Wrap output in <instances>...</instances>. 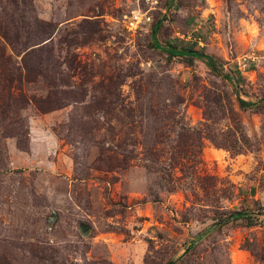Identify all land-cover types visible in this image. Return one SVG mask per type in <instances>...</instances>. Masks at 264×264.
<instances>
[{
    "label": "rangeland",
    "instance_id": "374dc122",
    "mask_svg": "<svg viewBox=\"0 0 264 264\" xmlns=\"http://www.w3.org/2000/svg\"><path fill=\"white\" fill-rule=\"evenodd\" d=\"M5 101L0 264H264V0H0Z\"/></svg>",
    "mask_w": 264,
    "mask_h": 264
},
{
    "label": "trees",
    "instance_id": "16d2710c",
    "mask_svg": "<svg viewBox=\"0 0 264 264\" xmlns=\"http://www.w3.org/2000/svg\"><path fill=\"white\" fill-rule=\"evenodd\" d=\"M159 25H160V22H158V23H156L154 25V30H153L152 35L155 34V31L159 27ZM12 42L15 43V41H12ZM163 48L167 52L169 57L177 55V56H183V57H187V58H203L205 60V62L207 63V65L210 66L211 69L215 73L220 74V72H221V69H220V67L218 65V62L215 59V57H213L211 55L204 54L203 52L198 51V50H193L192 47H184L182 45H178L175 42L172 43V42L166 41L165 42V46ZM1 55L4 56V54H1ZM8 62L10 63V61H8ZM3 63L7 64V62H5V60H1V64H3ZM4 68L6 69L5 66H4ZM17 69H19V68H17ZM9 72L12 75L14 73L12 70H9ZM31 74H32V72L30 70L27 73V75H31ZM19 75H20V72H18L16 74V76H19ZM20 79L21 78L18 79L19 83L21 82ZM22 102H26V101H22ZM46 102H48V101H44V102L40 101V102H38L37 106L43 107L45 109V103ZM56 103H57V101H56ZM257 104L258 103H253V102L245 101V100H242V99L239 101V105L241 107H250V106H255ZM8 105H9L8 101H5V102L2 103V105L0 107H1V109H3L4 107H7ZM240 218H246V219L250 220V212H247V211H232L229 214H227L225 217H222L220 219L219 223H215L214 226H216V225L219 226L220 224H224V223H227L229 221H233V220L240 219ZM211 228H213V226L210 227V229ZM171 264H177V263L172 261Z\"/></svg>",
    "mask_w": 264,
    "mask_h": 264
},
{
    "label": "built area",
    "instance_id": "2783aa9c",
    "mask_svg": "<svg viewBox=\"0 0 264 264\" xmlns=\"http://www.w3.org/2000/svg\"><path fill=\"white\" fill-rule=\"evenodd\" d=\"M127 27L130 29L137 28L138 23L142 21V16L140 14L133 13L127 18ZM149 19V17H147Z\"/></svg>",
    "mask_w": 264,
    "mask_h": 264
},
{
    "label": "water",
    "instance_id": "95a60500",
    "mask_svg": "<svg viewBox=\"0 0 264 264\" xmlns=\"http://www.w3.org/2000/svg\"><path fill=\"white\" fill-rule=\"evenodd\" d=\"M88 232H89V228H88V227H85V228L82 230V233H83L84 235H86ZM171 263H172V261L170 260V261H168L166 264H171Z\"/></svg>",
    "mask_w": 264,
    "mask_h": 264
}]
</instances>
